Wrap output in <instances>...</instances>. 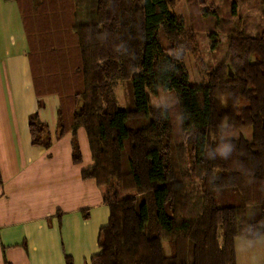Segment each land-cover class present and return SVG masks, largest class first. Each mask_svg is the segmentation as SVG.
I'll return each instance as SVG.
<instances>
[{
	"label": "trees",
	"instance_id": "16d2710c",
	"mask_svg": "<svg viewBox=\"0 0 264 264\" xmlns=\"http://www.w3.org/2000/svg\"><path fill=\"white\" fill-rule=\"evenodd\" d=\"M73 2L70 28L79 63L68 75L64 62L65 78L52 80L43 72L42 58L40 75L31 65L36 94H59L57 135L71 131L74 162L81 160L76 130L85 129L93 164L81 175L95 179L109 207L108 222L99 229L101 250L91 264H237L235 238L264 234V0L263 23L252 32L233 24L227 60L213 66L207 82L199 84L189 82L181 49L189 34L172 9L175 0ZM186 3L193 24H217L236 15L234 1L223 19L219 9L210 10L200 0ZM199 25L212 30V25ZM67 76L74 80L70 85ZM116 79L130 80L132 108L119 106ZM159 88L174 96L190 147V173L178 164L171 111L150 103V92ZM217 92L225 95L224 105ZM140 117L150 120L139 128L125 125ZM28 125L32 144L50 145L47 126L36 113ZM248 126L250 138L222 136L225 128ZM187 180H198L199 191L191 193ZM229 189L242 203L218 205L216 192ZM252 205L259 207L254 220ZM163 241L169 243V255ZM65 260L72 264L71 257Z\"/></svg>",
	"mask_w": 264,
	"mask_h": 264
},
{
	"label": "crops",
	"instance_id": "0c3cea01",
	"mask_svg": "<svg viewBox=\"0 0 264 264\" xmlns=\"http://www.w3.org/2000/svg\"><path fill=\"white\" fill-rule=\"evenodd\" d=\"M59 104L56 92L36 94L19 4L0 0V264H66L65 256L91 264L101 250L109 207L95 179L81 175L93 164L85 129L76 130L79 162L72 159L71 131L57 135ZM33 113L47 126V147L32 144ZM234 245L237 264H264V234L238 236Z\"/></svg>",
	"mask_w": 264,
	"mask_h": 264
},
{
	"label": "rangeland",
	"instance_id": "374dc122",
	"mask_svg": "<svg viewBox=\"0 0 264 264\" xmlns=\"http://www.w3.org/2000/svg\"><path fill=\"white\" fill-rule=\"evenodd\" d=\"M208 9L217 8L222 12L223 17L229 12V3H236V15L225 18L226 21H201L191 23L190 12L186 0H175L173 11L181 14L186 32L189 34L188 44H182L184 63L189 75L191 84L207 82L208 71L218 63L227 60V34L228 29L234 24H244L250 32L256 25L263 23L262 1L263 0H200ZM19 4L25 20V28L29 36V52L36 74H41L39 58L41 59L43 72L46 76L63 77L71 72L72 65H77L79 51L77 40L70 25L73 22V0H40L35 4L32 0H19ZM199 24L212 25L211 31L200 30ZM161 42L167 47V39L161 35ZM67 62L69 69L64 74L62 66ZM55 70V71H54ZM52 72V73H51ZM68 85L74 82L67 76ZM53 83V82H52ZM71 88V87H70ZM65 89V88H64ZM113 90L119 106L123 108L133 107V93L130 80L116 79L113 83ZM67 92H69L67 90ZM221 104H225V95L217 92ZM150 103L156 107H168L171 111L173 121V137L177 145V156L180 160V168L183 172L190 173L191 157L190 147L185 138V133L180 129L178 114L175 108V99L171 92L158 89L150 92ZM148 117L127 119L125 125L129 128H139L149 122ZM242 134L246 138L251 136V127L240 130L224 129L223 137H235ZM173 149V147H172ZM177 164V165H178ZM188 189L191 193L198 192L200 183L198 180H187ZM218 205L241 204L242 200L234 190H220L215 194ZM259 213V207L252 205L250 219L254 220ZM166 242L167 246L169 243ZM170 248V246H169Z\"/></svg>",
	"mask_w": 264,
	"mask_h": 264
}]
</instances>
